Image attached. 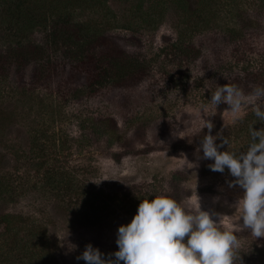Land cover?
I'll list each match as a JSON object with an SVG mask.
<instances>
[{
  "label": "rangeland",
  "instance_id": "obj_1",
  "mask_svg": "<svg viewBox=\"0 0 264 264\" xmlns=\"http://www.w3.org/2000/svg\"><path fill=\"white\" fill-rule=\"evenodd\" d=\"M109 6L114 10L110 17L78 11L77 18L106 22V34L146 64L145 77L139 83L131 88L104 89L96 96L74 97L43 87L30 88L24 94L14 93L5 80L0 82L1 97L18 113L6 132L1 150L8 154V168L20 171L27 180L32 178L31 183L24 184L25 191L17 201L0 202V212L39 211L47 223L60 264H86L76 257L89 243L108 258L118 248L119 225L129 222L138 206L123 201L116 203L100 213L101 221L92 223L86 217L81 195L72 194L65 203H59L62 198L55 191L36 187L31 159L32 139L37 131L41 134L39 146L36 145L38 150L45 155L60 152L62 155H57L56 162L75 170L81 181L80 190L93 182L103 185L109 180H123L143 184L153 195H159L178 171L183 174L180 193L183 194L185 188L189 192L184 193L180 201L187 210H194L199 196L203 209L220 213L218 225L221 227L231 230L239 227L237 223L242 224V220L237 221L239 211L233 205L243 189L228 185V181L235 178L229 172L211 171L207 167L210 160H200L198 166L193 167L189 161H196L197 155H202L199 132L204 120L214 115L205 116V113H215L217 109L210 98L220 86L222 76L252 71L264 73V0L222 1L216 6L210 26L190 31L188 37L193 38L196 45L192 58L178 55L172 45L179 37L178 15L173 9L158 27L135 31L117 23L125 17L130 3L110 0ZM243 17H249L251 26L237 37H231L230 28L240 24ZM41 36L38 32L37 39ZM225 50L229 52L230 64L224 61L223 66L217 67L216 55L223 56ZM31 71L30 67L26 78L31 77ZM11 79L15 80L13 71ZM260 82L264 85L261 78L257 80ZM256 86L259 85L254 88ZM240 88L245 94L254 89ZM252 108V104L245 106L239 116L229 107L225 110L223 126L212 133H221L218 144L223 137L230 141L220 150L237 148L239 153L246 148L245 135L243 137L238 127L241 124H254L257 129L264 127V121L257 120ZM111 115L123 131L130 130L132 145L127 148L119 143L110 146L105 138L92 139L84 134L82 125L91 124L89 120L94 116ZM61 145L64 150L59 151ZM18 158L20 161H16ZM237 235L239 244L264 242V237L255 238L250 229H243ZM251 264H264V260L256 258Z\"/></svg>",
  "mask_w": 264,
  "mask_h": 264
},
{
  "label": "trees",
  "instance_id": "obj_2",
  "mask_svg": "<svg viewBox=\"0 0 264 264\" xmlns=\"http://www.w3.org/2000/svg\"><path fill=\"white\" fill-rule=\"evenodd\" d=\"M109 1L0 0V82L5 80L6 85L14 93L24 94L30 88L43 87L50 91H64L74 97L96 96L104 89L120 86L131 88L132 85L139 83L140 79L145 77L146 64L135 54L122 49L106 34V22L93 18H77L78 11L102 13L110 17L114 10L109 6ZM123 1L130 3V6L125 17L118 19L117 23L135 31L158 27L168 11L173 9L178 15L179 37L172 45L178 55L192 58L196 45L195 40L188 37L190 31L210 26L212 17L216 15V6L224 0ZM249 26H251L249 17L246 19L243 17L240 24L230 28L231 37H237ZM38 32L42 33L39 39ZM228 53L225 50L223 56L216 55L217 67L223 66L224 61L227 65L230 64ZM30 67L31 77L26 78V72ZM11 71L15 73V80L11 79ZM263 75L264 73L254 71L227 74L222 76L220 85L236 84L248 90L254 88L256 84L263 85L261 82L257 83L259 78L261 81L264 80ZM1 93L0 202H14L24 193V184L26 186L27 183H31L32 178L27 180L20 171L15 172L8 168V154L1 150L8 128L18 117L17 110L6 105ZM227 108L226 104L217 107L211 117L215 125L212 133L223 126L222 120ZM89 121L91 124L82 125L88 138L98 140L105 138L110 146L119 143L118 145L127 148L132 145L130 130L123 131L112 115L94 116ZM252 126L257 129L254 124L238 126L247 141L243 151L250 143ZM207 132V127H204L199 134L203 138ZM32 140L34 145L31 163L36 172L33 178L35 186L55 191L56 195L62 198L59 203H65L68 197L76 194L81 195L84 210L88 214L86 217L92 223L101 221L103 216L100 213L109 210L116 203L123 201L136 207L141 199L153 196V193L149 192L150 189L143 184L123 180H109L103 185L93 182L80 190L81 181L75 170L69 169L63 160L62 165L56 162L60 152L50 155L41 153L37 144L41 140L39 131ZM61 147L62 145L59 146V151L64 150ZM232 151L239 154L237 148ZM182 175L178 171L174 172L170 177V185H165L159 195H168L180 202L183 194L189 193L187 188L183 194L179 191ZM38 212L28 214L0 212V264H60L47 223ZM236 256L235 264H251L256 258L264 260V242L241 243Z\"/></svg>",
  "mask_w": 264,
  "mask_h": 264
},
{
  "label": "clouds",
  "instance_id": "obj_3",
  "mask_svg": "<svg viewBox=\"0 0 264 264\" xmlns=\"http://www.w3.org/2000/svg\"><path fill=\"white\" fill-rule=\"evenodd\" d=\"M215 106L226 104L239 116L245 106L252 104L257 120L264 121V85L256 86L250 94L236 84L220 85L211 94ZM214 112H206L211 116ZM214 123L205 119L202 129L208 132L201 139L202 155L196 161H188L191 167L200 160L212 161L211 171L223 173L226 169L234 180L229 187L243 189L234 202L239 211V227L228 230L218 226L220 213L203 209L200 197L194 210H187L175 198L153 195L141 199L136 213L127 223L119 225L116 244L118 248L108 257L91 243L76 257L86 264H235L240 247L237 233L250 229L256 237H264V127L250 129V143L245 151L220 150L229 144L228 137L217 143L221 133L212 134ZM200 149H197L199 153ZM187 158V157H186ZM108 179V178H106Z\"/></svg>",
  "mask_w": 264,
  "mask_h": 264
}]
</instances>
